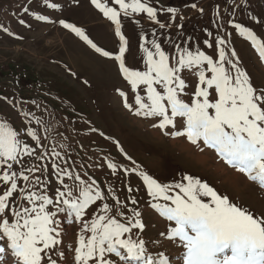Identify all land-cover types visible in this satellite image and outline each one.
Returning <instances> with one entry per match:
<instances>
[{"label":"rangeland","instance_id":"obj_1","mask_svg":"<svg viewBox=\"0 0 264 264\" xmlns=\"http://www.w3.org/2000/svg\"><path fill=\"white\" fill-rule=\"evenodd\" d=\"M142 2L156 9L159 23L150 20L146 13L129 10L130 14L125 16L114 0H100L101 4L120 12L121 33L128 41L124 54L126 67L146 71V54L140 45L144 43L154 52L153 40L169 56L170 66H178L180 53L185 48L191 52L198 49L219 63V49L223 47L226 60L246 72L257 91L264 89V61L251 42L232 27V24L240 23L264 43V23H258L264 22V0ZM48 3H58L59 9L48 8L44 0H0V122L17 131L22 149L24 144L30 149L29 154L22 151L16 161L0 159V176L6 172L17 174V191L9 198L7 215L0 219L12 222V209L20 212L24 208L31 209L34 205L27 197L33 193L48 195L54 201L47 209L57 213L53 226L60 233L57 237L60 243L46 252L58 264H74V249L80 236L83 235L85 241L91 236L90 232L83 231L84 222L90 224L94 217L111 215L127 224L129 220L134 221V211H138L143 230L133 229L123 238L131 235L133 240L143 239L150 254L162 251L172 264H183L184 249L162 235L174 227L175 222L168 221L152 207L154 203L172 206L171 202L162 198L154 200L140 173L161 185L186 183L183 180L186 175L198 178L218 194L226 195L230 202L247 209L257 218H264V189L257 182L230 168L202 141L197 147L186 137L171 135L184 129L182 117L176 118L175 128L169 126L161 130L154 126L161 118L136 115L141 111L136 104L137 96L144 103H150L147 87L139 85L134 92L124 79L119 62L114 59L120 47L116 26L92 0H48ZM24 7L29 8L28 13L23 11ZM168 8L177 10L174 17ZM36 15L46 16L52 22L36 20ZM21 19L23 24L19 22ZM60 20L80 28L111 57L96 52L75 33L63 28ZM160 24L165 27L161 28ZM218 38L225 43L219 45ZM209 44L212 47H208ZM233 51L235 56L231 55ZM225 67L235 75L230 64L226 63ZM199 70H203L207 78L212 75L206 63L200 69H185L179 73L187 85L180 95L186 103L191 104L194 98ZM154 87L163 94L162 85ZM209 93V99L214 101L217 98L214 88L209 89ZM126 102L131 110L125 107ZM28 129L37 133L39 144L27 135ZM109 162L117 166L115 174L108 167ZM7 164H12V168L9 169ZM21 173L28 176L27 181ZM58 174L63 178V184ZM67 174H71V179ZM76 176L80 180H76ZM92 181H95L94 185ZM65 185L72 189L74 196L79 195L82 187H98L105 199L90 205L83 220L78 222L74 216L60 212L59 208L64 205L56 203L57 190L66 191ZM9 187L10 182L6 184L0 180V195ZM178 192L179 189L172 188L168 194ZM202 199L210 200L208 197ZM39 203L36 201L35 206ZM104 204L109 205L111 213L101 211ZM117 208L122 216L117 214ZM0 243L5 241L0 240ZM59 251L65 253L66 259L59 258ZM5 258L7 264H16L10 250L6 251Z\"/></svg>","mask_w":264,"mask_h":264},{"label":"snow or ice","instance_id":"obj_2","mask_svg":"<svg viewBox=\"0 0 264 264\" xmlns=\"http://www.w3.org/2000/svg\"><path fill=\"white\" fill-rule=\"evenodd\" d=\"M114 2L123 10L125 16L130 14L129 10L131 13H146L150 20L159 23L156 9L142 0H131L130 3L125 0ZM44 3L50 9H59L58 3H48V0H44ZM92 3L116 26L120 47L119 54L114 59L119 62L124 79L134 92L139 85L147 87V99L150 103H144L140 96H137L136 104L141 111L136 112V115L161 118L160 123L154 125L161 130L169 126L175 128L176 118L182 117L184 129L172 132L173 137H186L197 147L198 142L202 141L205 147L215 150L227 165L264 188V89L257 91L247 73L237 67L236 63L226 60L223 47L219 49V63L198 49L191 52L185 48L180 53L178 66H170L169 56L161 49V45L153 40L151 44L154 52L145 47L144 43L140 45L146 54L147 70L129 69L124 62L128 41L121 33L120 12L101 4L100 0H92ZM192 7L195 8L196 5L193 4ZM23 11L28 13L29 8L24 7ZM167 11L174 17L177 10L168 8ZM35 19L52 22L43 15H36ZM19 22L23 24L24 20ZM59 23L102 56L111 57L109 52L97 47L80 28L64 20ZM160 27L164 28L165 25L160 24ZM232 27L240 36L251 42L260 59L264 61V43L260 42L257 35L240 23H234ZM8 34L13 35L11 32ZM208 35L211 36V33ZM141 39L144 40L143 37ZM217 43L223 45L225 41L218 38ZM208 47L212 45L209 44ZM231 55L235 56V51ZM205 63L212 75L207 78L203 70L198 71L199 83L194 98L191 104L186 103L180 95L187 85L179 73L185 69H200ZM226 63L235 70V75L226 69ZM154 85H162L163 94L157 91ZM213 88L217 98L211 101L209 89ZM125 107L131 110L127 102ZM27 135L39 144L35 131L28 129ZM165 135L169 133L165 132ZM200 150L203 151V148ZM22 151L24 154L30 153L27 144L21 148L17 131L7 123L0 122V159L5 162L16 161ZM7 167L11 169L12 164H7ZM108 167L113 174L116 173L117 166L114 163L109 162ZM16 175L15 172L11 175L6 172L0 176V180L6 184L10 182V187L0 195V218L7 215L9 198L17 191ZM67 175L71 179V174ZM140 175L148 194L154 200L162 198L171 202L172 206L154 203L152 207L168 221L175 222V226L167 229L166 234L162 235H166L169 241L184 249L183 264H264V218H257L247 209L230 202L226 195L218 194L198 178L186 175L183 177L186 183L161 185L147 174ZM21 176L23 180H28V176L22 173ZM58 179L63 184V178L59 174ZM76 180H80V177L76 176ZM83 183L80 181L81 185ZM94 184L95 181H92V185ZM92 185L80 188L78 196H74L72 189L67 185L64 186L66 191L58 189L56 203L64 205L59 211L66 212L69 217L74 216L78 222L82 221L90 205L105 199L99 188H93ZM172 188L179 189V192L169 195L168 192ZM202 197H208L210 200L205 202ZM27 200L34 205L31 209L24 208L23 212L12 209V222L9 219H0V240L5 241L4 245L0 246V264H7V250L15 257L16 264H58L57 260L52 259L46 252L60 243L57 239L60 233L53 226L57 213L47 209L54 201L46 195L36 196L34 193L29 195ZM36 201H40L38 207L35 206ZM119 203L117 200V205ZM132 203L135 204L136 201L132 200ZM101 211L107 214L111 213L112 209L108 204H104ZM117 214L123 215L118 208ZM134 217V221L129 220L127 224L120 223L111 215L94 217L90 224L84 222L83 231L90 232L91 236L87 241L83 235L80 236L78 246L74 249V264H172L169 256L162 251L156 255L150 254L143 239L133 240L131 235L123 238L133 229L143 230L144 225L139 219L140 212L134 211ZM57 254L60 259H66L63 251ZM111 256L117 259L113 260Z\"/></svg>","mask_w":264,"mask_h":264}]
</instances>
